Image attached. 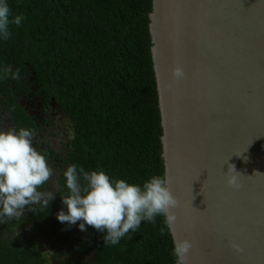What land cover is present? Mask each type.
Instances as JSON below:
<instances>
[{"label": "trees", "instance_id": "16d2710c", "mask_svg": "<svg viewBox=\"0 0 264 264\" xmlns=\"http://www.w3.org/2000/svg\"><path fill=\"white\" fill-rule=\"evenodd\" d=\"M8 4L12 15L25 19L0 41V67L20 70L18 80L0 81V128L33 129V143H40L41 112L55 104L70 116L75 139L67 146L59 184L51 189L48 181L39 189L54 195L48 209L26 207L20 219L0 222V264H174L172 238L160 216L115 246H106L91 226L80 233L77 225L56 218L66 211L63 172L70 164L103 168L110 177L141 185L165 174L149 27L153 0ZM54 248L60 252L53 254Z\"/></svg>", "mask_w": 264, "mask_h": 264}, {"label": "water", "instance_id": "95a60500", "mask_svg": "<svg viewBox=\"0 0 264 264\" xmlns=\"http://www.w3.org/2000/svg\"><path fill=\"white\" fill-rule=\"evenodd\" d=\"M149 17L172 233L187 264H264V0H153Z\"/></svg>", "mask_w": 264, "mask_h": 264}, {"label": "clouds", "instance_id": "9594fccd", "mask_svg": "<svg viewBox=\"0 0 264 264\" xmlns=\"http://www.w3.org/2000/svg\"><path fill=\"white\" fill-rule=\"evenodd\" d=\"M24 19L23 14L12 15L8 0H0V41H7L12 35L10 26L19 27ZM174 75L181 76L182 70L175 69ZM19 78V68L0 67V81ZM34 136L33 129L0 131V222L20 219L26 207L31 212L35 205L48 209L54 198L51 192L39 190L55 173L47 154L34 146ZM67 139H75L71 129ZM229 165L227 184L239 188L241 174ZM63 178L67 193L61 196V202L66 211L57 212L59 222L77 225L82 232L91 226L103 234L106 246H115L125 235L136 232L142 222L155 223L160 216L172 238L174 264H187L192 243L172 233L179 201L170 190L167 174L150 176L141 185L110 177L103 168L86 171L73 163L67 166Z\"/></svg>", "mask_w": 264, "mask_h": 264}, {"label": "flooded vegetation", "instance_id": "af4514ba", "mask_svg": "<svg viewBox=\"0 0 264 264\" xmlns=\"http://www.w3.org/2000/svg\"><path fill=\"white\" fill-rule=\"evenodd\" d=\"M41 113L43 116L40 121L44 126L41 132H39L41 142L33 144L38 151L43 150L45 153L49 152L50 161H48V163L55 173L49 180L50 188L52 189L59 184L58 177L64 168V157L67 156V146L71 142V140L67 139V133L69 129L72 130V122L70 116L60 110L55 104ZM8 127L9 125L7 124L3 125L0 131H7L9 129ZM11 129L14 128L11 127ZM35 139H37V137ZM46 142L49 144H45ZM55 166H58V169H56ZM84 232L85 231H80V233ZM57 249V253H59L60 250L59 248Z\"/></svg>", "mask_w": 264, "mask_h": 264}, {"label": "rangeland", "instance_id": "374dc122", "mask_svg": "<svg viewBox=\"0 0 264 264\" xmlns=\"http://www.w3.org/2000/svg\"><path fill=\"white\" fill-rule=\"evenodd\" d=\"M8 128L11 129V126H9ZM38 245L40 246V248H41L43 251L49 253L48 250H47V248H46L47 245H46L45 243H40V242H39ZM53 250H54V253H57V250H58V249H55V248H54ZM50 257H51V256H50ZM51 259H53V258H51Z\"/></svg>", "mask_w": 264, "mask_h": 264}]
</instances>
